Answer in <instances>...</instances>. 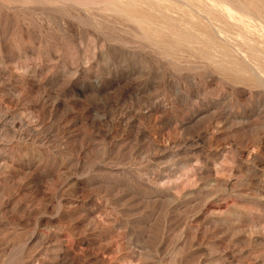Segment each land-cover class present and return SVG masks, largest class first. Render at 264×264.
Instances as JSON below:
<instances>
[{"label":"rangeland","instance_id":"374dc122","mask_svg":"<svg viewBox=\"0 0 264 264\" xmlns=\"http://www.w3.org/2000/svg\"><path fill=\"white\" fill-rule=\"evenodd\" d=\"M0 264H264V0H0Z\"/></svg>","mask_w":264,"mask_h":264}]
</instances>
